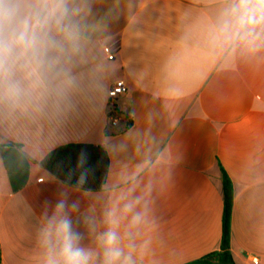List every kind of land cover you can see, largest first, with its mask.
I'll list each match as a JSON object with an SVG mask.
<instances>
[{
  "label": "crops",
  "instance_id": "1",
  "mask_svg": "<svg viewBox=\"0 0 264 264\" xmlns=\"http://www.w3.org/2000/svg\"><path fill=\"white\" fill-rule=\"evenodd\" d=\"M87 3L71 92L39 111L0 112V264H43L41 230L60 201L82 246L95 248L122 195L146 213L136 264L201 260L221 250L223 171L233 260L264 264V50L214 40L223 0ZM121 79L128 91L112 107L108 90ZM71 143L107 150L102 190L68 186L42 167Z\"/></svg>",
  "mask_w": 264,
  "mask_h": 264
},
{
  "label": "clouds",
  "instance_id": "2",
  "mask_svg": "<svg viewBox=\"0 0 264 264\" xmlns=\"http://www.w3.org/2000/svg\"><path fill=\"white\" fill-rule=\"evenodd\" d=\"M88 11L87 0H0V112L39 111L71 92L88 43ZM213 38L264 50V0H223ZM65 208L58 202L41 230L43 264H136L147 246L135 241L146 222L137 200L122 195L105 210L95 248L82 246Z\"/></svg>",
  "mask_w": 264,
  "mask_h": 264
},
{
  "label": "trees",
  "instance_id": "3",
  "mask_svg": "<svg viewBox=\"0 0 264 264\" xmlns=\"http://www.w3.org/2000/svg\"><path fill=\"white\" fill-rule=\"evenodd\" d=\"M115 114V113H114ZM41 165L62 183L89 192L103 189L110 167L107 150L100 145L71 143L50 151ZM223 237L221 250L189 264H235L230 252L231 216L234 202L233 186L223 171Z\"/></svg>",
  "mask_w": 264,
  "mask_h": 264
},
{
  "label": "built area",
  "instance_id": "4",
  "mask_svg": "<svg viewBox=\"0 0 264 264\" xmlns=\"http://www.w3.org/2000/svg\"><path fill=\"white\" fill-rule=\"evenodd\" d=\"M108 50V49H107ZM113 58V53H109V59ZM128 91V87L126 82L121 79L116 81L108 90V103L110 104V106L114 107V103L116 101V99L120 96V95H124L126 94ZM110 122L112 124H117V118L115 116H110ZM252 263L253 264H258L259 263V259L257 257H252Z\"/></svg>",
  "mask_w": 264,
  "mask_h": 264
},
{
  "label": "water",
  "instance_id": "5",
  "mask_svg": "<svg viewBox=\"0 0 264 264\" xmlns=\"http://www.w3.org/2000/svg\"><path fill=\"white\" fill-rule=\"evenodd\" d=\"M213 264H218V263H213Z\"/></svg>",
  "mask_w": 264,
  "mask_h": 264
}]
</instances>
